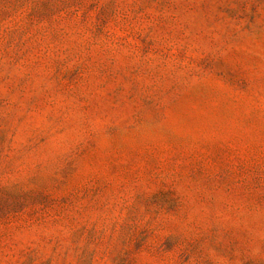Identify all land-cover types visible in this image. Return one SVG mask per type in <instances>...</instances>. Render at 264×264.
Masks as SVG:
<instances>
[{"label":"rangeland","instance_id":"rangeland-1","mask_svg":"<svg viewBox=\"0 0 264 264\" xmlns=\"http://www.w3.org/2000/svg\"><path fill=\"white\" fill-rule=\"evenodd\" d=\"M0 264H264V0H0Z\"/></svg>","mask_w":264,"mask_h":264}]
</instances>
